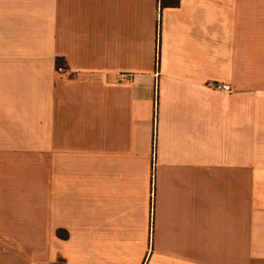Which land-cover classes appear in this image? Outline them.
<instances>
[{"label":"crops","instance_id":"obj_1","mask_svg":"<svg viewBox=\"0 0 264 264\" xmlns=\"http://www.w3.org/2000/svg\"><path fill=\"white\" fill-rule=\"evenodd\" d=\"M59 256L264 264V0H0V264Z\"/></svg>","mask_w":264,"mask_h":264},{"label":"built area","instance_id":"obj_2","mask_svg":"<svg viewBox=\"0 0 264 264\" xmlns=\"http://www.w3.org/2000/svg\"><path fill=\"white\" fill-rule=\"evenodd\" d=\"M119 76L120 78H128L130 76H132V72L131 71H121L119 72ZM209 84L211 85H216V86H219V87H222V88H229V84L227 82H219V81H216V80H211V81H208ZM31 264H40L38 260H32Z\"/></svg>","mask_w":264,"mask_h":264},{"label":"trees","instance_id":"obj_3","mask_svg":"<svg viewBox=\"0 0 264 264\" xmlns=\"http://www.w3.org/2000/svg\"><path fill=\"white\" fill-rule=\"evenodd\" d=\"M161 2L163 3V4H176V3H178L179 2V0H161ZM57 233L61 236V237H66L67 235H68V230L66 229V228H63V227H61V226H59L58 228H57ZM57 262V260L56 261H53L52 262V264H55ZM65 264V263H64Z\"/></svg>","mask_w":264,"mask_h":264},{"label":"rangeland","instance_id":"obj_4","mask_svg":"<svg viewBox=\"0 0 264 264\" xmlns=\"http://www.w3.org/2000/svg\"><path fill=\"white\" fill-rule=\"evenodd\" d=\"M55 264H64L63 258L59 256V258L57 259V262Z\"/></svg>","mask_w":264,"mask_h":264}]
</instances>
